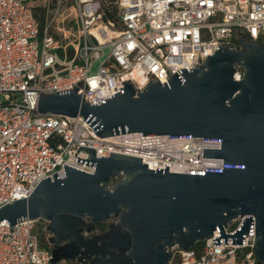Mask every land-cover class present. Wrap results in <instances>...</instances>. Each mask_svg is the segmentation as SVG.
Wrapping results in <instances>:
<instances>
[{"label": "built area", "instance_id": "obj_1", "mask_svg": "<svg viewBox=\"0 0 264 264\" xmlns=\"http://www.w3.org/2000/svg\"><path fill=\"white\" fill-rule=\"evenodd\" d=\"M36 1L0 0V207L29 197L42 179L63 177L64 164L95 172L77 161L91 159L80 146L95 148L97 157H141L153 170L223 169L224 158L203 157V148L221 149L220 140L142 132L100 137L81 115L35 111L39 91L77 87L93 105L128 83L137 92L159 79L169 84L181 68L204 64L216 45L240 49L242 36L250 34L264 44V0H45L43 19ZM243 74L238 67L234 78ZM245 216L234 218L226 234L237 231ZM39 220L47 229L44 219L0 222V264L52 259ZM216 237L218 229L197 248L174 247L167 264H255V233L245 234L241 245L232 237L215 245Z\"/></svg>", "mask_w": 264, "mask_h": 264}, {"label": "water", "instance_id": "obj_2", "mask_svg": "<svg viewBox=\"0 0 264 264\" xmlns=\"http://www.w3.org/2000/svg\"><path fill=\"white\" fill-rule=\"evenodd\" d=\"M245 36L240 49L216 45L204 64L181 68L169 84L159 79L137 92L128 83L93 105L77 87L39 91L35 110L81 115L100 137L142 132L220 140L221 149L203 148V157L224 158L223 169L153 170L141 157H97L95 148L80 146L91 159L77 161L95 172L64 164L63 177L42 179L29 197L0 207V222L46 220L53 256L46 264H167L174 247L193 248L216 229L215 245L222 237L245 244V234L255 233L254 253L264 264V44ZM238 216H245L239 229L226 234Z\"/></svg>", "mask_w": 264, "mask_h": 264}, {"label": "rangeland", "instance_id": "obj_3", "mask_svg": "<svg viewBox=\"0 0 264 264\" xmlns=\"http://www.w3.org/2000/svg\"><path fill=\"white\" fill-rule=\"evenodd\" d=\"M44 2L45 0H37L34 4H35V9H36V12L40 15V18H43L44 17V9H45V6H44ZM40 6H38V5ZM37 226L40 227V233H41V242L44 246H50V242H49V237L51 236V233L48 231V229H44L43 227L45 226L44 222L42 220H39L37 222ZM239 264H247V262H244L243 259L240 260V263Z\"/></svg>", "mask_w": 264, "mask_h": 264}, {"label": "trees", "instance_id": "obj_4", "mask_svg": "<svg viewBox=\"0 0 264 264\" xmlns=\"http://www.w3.org/2000/svg\"><path fill=\"white\" fill-rule=\"evenodd\" d=\"M33 1H36V0H33ZM35 3V2H34ZM36 5H38V4H36ZM38 6H40V5H38ZM35 4H34V9H35ZM36 10V9H35ZM36 14L40 17V15L36 12ZM107 18H114V16L111 14V13H108L107 14ZM41 19H43V18H41ZM106 227H107V223H102V224H100L99 225V229L101 230V231H103V230H105L106 229ZM202 244V242H198L197 244H196V246H195V248H197L198 246H200ZM255 264H260L259 262H258V260H257V258H256V260H255Z\"/></svg>", "mask_w": 264, "mask_h": 264}, {"label": "flooded vegetation", "instance_id": "obj_5", "mask_svg": "<svg viewBox=\"0 0 264 264\" xmlns=\"http://www.w3.org/2000/svg\"><path fill=\"white\" fill-rule=\"evenodd\" d=\"M97 232H101V230L99 229V226L97 227ZM50 246L52 247V244ZM60 264H73V263L71 261H65V262H61Z\"/></svg>", "mask_w": 264, "mask_h": 264}, {"label": "bare ground", "instance_id": "obj_6", "mask_svg": "<svg viewBox=\"0 0 264 264\" xmlns=\"http://www.w3.org/2000/svg\"><path fill=\"white\" fill-rule=\"evenodd\" d=\"M93 30L96 32V30H95V29H93ZM110 33H112V31H111ZM97 35H98V36H100L98 33H97Z\"/></svg>", "mask_w": 264, "mask_h": 264}]
</instances>
